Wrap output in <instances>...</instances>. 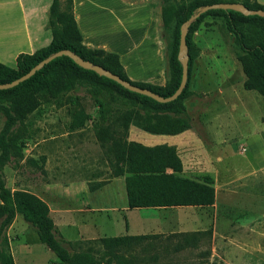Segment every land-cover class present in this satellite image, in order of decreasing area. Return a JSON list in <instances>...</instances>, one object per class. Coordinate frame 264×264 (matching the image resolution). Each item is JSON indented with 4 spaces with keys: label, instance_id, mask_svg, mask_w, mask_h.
Returning a JSON list of instances; mask_svg holds the SVG:
<instances>
[{
    "label": "rangeland",
    "instance_id": "rangeland-1",
    "mask_svg": "<svg viewBox=\"0 0 264 264\" xmlns=\"http://www.w3.org/2000/svg\"><path fill=\"white\" fill-rule=\"evenodd\" d=\"M57 2L59 10H64L66 0ZM76 2H81L76 11L87 19L86 26L91 33L98 40L111 41L117 38L119 31L107 11L115 12L117 2L144 6L146 12L130 13L132 34L135 30L138 34L145 25V19L147 23L146 33L137 39L144 45L134 52V63L127 68L139 77H151L159 70L160 76L171 80L175 23L172 20L162 28L161 12L188 0ZM51 3L52 0H0V38L29 43L31 35L34 43L31 54L47 47L52 39L49 21L53 22L55 28L58 27L49 11ZM248 27L242 24L241 29L253 31ZM244 32L253 37V33ZM190 39L187 93L177 104L190 119L189 132L178 136L175 142L176 136L159 140L154 134L136 128L141 139L134 141L142 145L146 141L167 145L175 142L180 162L179 174L181 172V176L192 179L202 176L212 179L214 202L204 210L216 216L214 220L211 219L210 227H215V240H223L221 250L217 251L222 261L214 257L212 264H264V98L242 88L244 77L236 59L238 49L223 17H205ZM19 50L17 46L15 52ZM18 54L14 53L16 57ZM12 68H15V60ZM84 83L61 94L56 100L41 101L34 112L12 127L9 134L11 156L1 170L7 189L31 193L38 192L44 182L56 188L57 181L64 184L67 180L73 182L88 177H108L107 154L95 140L92 125L101 119L119 116L122 110L135 106L138 99L102 82L96 85L100 89L96 97L103 104L99 109L95 96L90 92L89 84L92 83ZM7 102L8 95H2L0 103L6 105ZM148 106L152 108L151 104ZM78 112L88 116L89 120L84 122L81 129L71 131L74 116L81 118ZM3 123L4 115L0 111V130ZM88 164L89 173L86 170ZM121 193H114L119 194L118 202ZM52 195L51 208L56 204L55 191ZM94 199L98 206L110 204L106 197L99 194ZM193 210L199 212L201 209ZM166 215L169 213L156 215L161 225H164L161 218ZM129 219L133 223L138 220V215L130 214ZM210 234V230L202 232L199 240L204 241ZM2 235L5 242L1 247L13 256L15 264L56 262L53 254L39 243L35 230L19 215L15 216ZM156 236V239H148L128 248L122 246L118 252L123 258L133 259L134 264H151L148 257L160 254L168 241L175 246L182 245L181 238L174 233ZM96 240L75 242L64 248L70 254L88 252L104 264L106 250ZM147 243L152 244V249L141 251L140 248ZM189 260L185 257L178 264H188ZM157 263L167 264V261L160 258Z\"/></svg>",
    "mask_w": 264,
    "mask_h": 264
},
{
    "label": "trees",
    "instance_id": "trees-1",
    "mask_svg": "<svg viewBox=\"0 0 264 264\" xmlns=\"http://www.w3.org/2000/svg\"><path fill=\"white\" fill-rule=\"evenodd\" d=\"M218 3H238L248 10L264 11V7L255 3L254 0H188L186 3H177L174 7L163 9L161 12L162 28H165L172 20L175 23L174 53L171 58L173 75L171 80L165 78L163 86H152L130 81L116 54L100 48L84 46L74 20L72 0H66L65 9L61 11L57 0H52L49 11L58 27L55 28L53 22L49 21L51 42L47 47L33 54H18L14 69L0 63V84L19 78L52 54L60 50H68L78 58L117 75L131 85L147 89L163 98L169 97L180 81L181 68L176 59L179 27L198 8ZM212 16L223 17L228 32L234 35V43L238 49L236 59L244 77L242 88L246 91H254L264 98V18L243 16L230 10H207L187 27L185 43L188 52L191 48V34L198 29L205 17ZM242 24L249 26L248 28L253 31L246 28L241 29ZM244 31L253 33V37H249ZM187 57L185 87L175 100L168 103H157L146 96L129 92L111 80L79 68L65 56L52 59L18 85L0 90V97L8 95L7 104L0 103V111L4 115V123L0 130V264H13L11 255L6 253L1 245L5 242L2 233L11 225L16 215H19L35 230L39 243L44 245L58 260L54 264H101L99 259L88 252L70 254L62 246L63 241L49 216L47 205L30 192L10 191L4 185L1 175L3 166L11 156L9 134L12 127L34 112L41 101L56 100L61 94L74 90L77 86L85 84L84 82L92 83L89 84L90 92L95 96V103L99 109L103 107V104L96 97L100 94V89L96 85L102 82L138 99L135 106L122 110L119 116L108 120L101 119L100 122H94L92 125L95 140L107 154L109 177H124L128 209L209 207L213 205L212 179L209 176H202L198 179L181 176L179 174L180 162L173 146L162 144L147 147L127 140L129 126L154 135L172 136L190 128V119L183 109L177 107L178 102L187 93L186 86L191 61L189 54ZM148 104H151L152 108ZM78 115L81 118L74 116L70 124L71 131L81 129L84 122L89 120L88 116H82L80 112ZM201 234L202 232H194L176 235L181 238L182 244L189 245L195 243ZM156 238V235H142L100 238L96 241L106 250L107 258L104 264H134L133 259L123 258L118 249L122 246L128 248ZM147 249H152V244L147 243L140 248L143 252ZM151 259H155V256Z\"/></svg>",
    "mask_w": 264,
    "mask_h": 264
},
{
    "label": "crops",
    "instance_id": "crops-1",
    "mask_svg": "<svg viewBox=\"0 0 264 264\" xmlns=\"http://www.w3.org/2000/svg\"><path fill=\"white\" fill-rule=\"evenodd\" d=\"M73 2L74 5H72V9L74 20L81 35V43L84 46L88 48H100L106 52L116 54L118 56L119 63L123 67V70L130 81L140 82L152 86L164 85L165 78L160 76L159 70L151 77H139L133 75L130 69L127 68L134 63V52L144 45L143 43L141 44L140 41H137V39L142 34L144 35V33H146L147 23L145 19V25H143V28L138 31V34L137 30H135L132 34V21H130L132 20V17L130 13L146 12L144 6L117 2L115 3V6L118 7V9L115 10V12H111L110 10L107 11V15L113 19L111 22L117 26L116 29L119 31L117 33V38L111 41L107 39L98 40L94 33H91L86 26L87 19L83 18L82 13H78L76 11V8L80 7L81 2L75 3V0ZM254 2L264 7V0H254ZM125 13H127V15H125ZM134 21L137 22V20ZM13 34L14 33H12L11 36H13ZM9 35L10 31H8V37ZM30 37L29 43L19 40L13 42L12 40H16L13 38L8 40L0 38V48L2 50V53L0 52V63L12 68V64L16 57L14 53H25L30 55L34 51V43L32 41L33 37L31 35ZM17 46L20 47V50L15 52ZM132 47H134L135 50H131L134 49ZM135 129V127L129 126L127 132L128 141H134L136 138L141 139V134H138ZM189 130L190 128L178 135H173L176 136L174 138L175 142L178 136L188 133ZM155 136L156 139L165 140L166 137H171L172 135ZM175 142L171 145H165L173 146L177 150ZM155 145L162 144H155L154 142L147 141L143 142V146L151 147ZM89 168L90 165L88 164L86 167L87 173H89ZM109 174L110 170L108 172V177L106 178L88 177L73 182H69L67 180L64 184L61 181H57L56 188L49 183L44 182V184L40 185L38 192H31L47 205L49 216L63 241V247H68L69 244L74 242L90 241L100 238L159 235L160 233L183 234L205 232L210 230V237H205V242H201L199 240L200 238H198V240L193 244L175 246V244H171L172 241H168L166 243L167 245H165L161 251L159 250L161 253L154 255L155 259H151L150 257L151 264H158L157 262L160 258L166 260L167 264H178L179 260L183 261L185 260V257L190 259L188 264H212L214 257H218L219 261L221 260L220 256L217 255V251L221 250L220 245L223 240L216 241L215 227H210L212 224L211 219L214 220L216 216L204 210L212 205L209 207H147L128 209L124 189V177L111 178L109 177ZM54 191L56 195V204L53 208H51L50 201L54 198V194L52 195ZM117 191L122 192L119 198L120 202L117 201L119 194H114ZM98 194L101 197H106L110 204L108 206H104L103 204L99 206L96 205L94 198H96ZM193 209L201 210L198 212ZM165 212H168L169 215L161 218V220H163L162 224H164L161 225L158 222L159 220L156 215L162 213L164 214ZM130 214L138 215V220L132 223L129 219ZM11 257L13 264H15L12 255ZM150 259L148 257V260ZM57 262L58 260L56 259L55 263ZM216 264L220 263L217 262Z\"/></svg>",
    "mask_w": 264,
    "mask_h": 264
},
{
    "label": "water",
    "instance_id": "water-1",
    "mask_svg": "<svg viewBox=\"0 0 264 264\" xmlns=\"http://www.w3.org/2000/svg\"><path fill=\"white\" fill-rule=\"evenodd\" d=\"M214 9H221V10H230L233 12H237L243 16H259L261 18H264V11L262 10H248L246 9L243 5L238 4V3H218V4H212L208 6H203L201 8H198L194 14H192L180 27H179V37H178V46H177V54H176V59L180 65L181 68V73H180V81L175 89V91L166 98L160 97L152 92H150L147 89L144 88H139L134 85H131L130 83L120 79L117 75L110 73L107 70L102 69L101 67L97 65H93L88 61H84L80 58H78L76 55L72 54L68 50H60L47 58L43 59L36 65H34L31 69H29L25 74L20 76L19 78L9 82V83H4L0 84V90H6L10 89L19 83L27 80L30 78L36 71L41 69L44 65L49 63L52 59L60 57V56H65L69 58L70 60L73 61V63L78 66L81 69L84 70H89L95 73L97 76L104 77L108 80L113 81L114 83L118 84L121 86L123 89L139 94L142 96H146L150 98L151 100L157 102V103H168L177 98L183 88L185 87L186 84V79H187V48H186V43H185V35L187 32V27L188 25L195 20L200 14L206 12L207 10H214Z\"/></svg>",
    "mask_w": 264,
    "mask_h": 264
}]
</instances>
